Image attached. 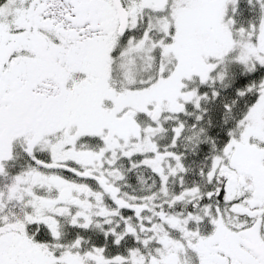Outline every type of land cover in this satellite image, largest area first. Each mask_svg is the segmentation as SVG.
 Segmentation results:
<instances>
[{
	"label": "snow or ice",
	"instance_id": "snow-or-ice-1",
	"mask_svg": "<svg viewBox=\"0 0 264 264\" xmlns=\"http://www.w3.org/2000/svg\"><path fill=\"white\" fill-rule=\"evenodd\" d=\"M0 264H264V0H0Z\"/></svg>",
	"mask_w": 264,
	"mask_h": 264
}]
</instances>
